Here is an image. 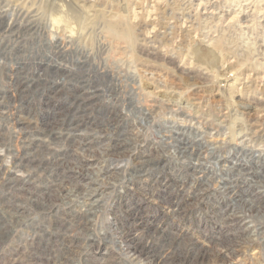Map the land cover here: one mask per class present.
I'll use <instances>...</instances> for the list:
<instances>
[{"label":"rangeland","instance_id":"1","mask_svg":"<svg viewBox=\"0 0 264 264\" xmlns=\"http://www.w3.org/2000/svg\"><path fill=\"white\" fill-rule=\"evenodd\" d=\"M53 1L0 0V13L5 10L0 14V180L3 176L27 175L17 181L16 186L23 188L22 192H15L20 196L17 199L22 207L11 221L2 218L9 209L5 203L9 199L5 198L6 188L0 186V264H54L56 257L53 256L65 255L71 247H66L71 239L78 243L73 247L81 254L77 258L67 257L69 264H156V261L163 264H215L214 261L264 264V166L248 164L243 167L245 172L241 178H237L223 168L225 165L229 168L231 162L244 164L242 158L247 159L248 155L237 156L232 145L228 146L230 153L224 150H199V153L196 148L193 153L182 155L183 149L172 147L175 139L165 137L170 120L176 118L167 109L183 99L179 101L178 114L187 110L190 115L204 116L201 124L186 128L183 137L190 139L193 132L198 131L203 143L199 147L211 143L206 123L215 121L218 105L210 100L224 99L223 92L212 86V75L206 76L208 70L203 66L198 71L197 67L185 65L182 70L176 65H181L180 51L191 56L189 46L195 47L194 57L200 58L196 42L204 37V30L205 33L210 26L214 28L217 19H213L212 24L200 23L198 19L189 30L187 25L182 26L179 18L185 11L181 9V1L139 0L150 11L149 24L155 26L153 29L158 28L157 36L150 42L152 46L141 39L146 30L144 26H136V23L143 25L144 13L139 14L136 22L129 20V10L136 5L139 7L138 0H63L67 7L77 9V21L71 25L78 27L77 22L85 17L80 36L67 40V33L46 24ZM226 3L229 5L228 1ZM250 4V13L256 11L248 18L249 31L244 27L241 31L237 29L234 25L237 21H229L234 19L235 13L227 12V17L213 30L219 27L221 32H210L213 37L221 36L217 53L209 55L212 50H208L204 58H212L217 65L226 68V72L219 70V73L233 71L238 83L245 81L242 86L234 83L237 87L227 91L232 92L234 99L244 102L250 99L262 105L259 99H264V57L261 55L263 47L258 46L264 44V0H252ZM19 6L23 14L17 12ZM208 9L213 8L209 5ZM120 12H124L123 19L118 18ZM30 13L36 15L33 17ZM190 19H187L188 25H192ZM67 20L70 21L68 17ZM227 21L230 27L225 30ZM126 27L130 28V34L125 39L120 38L118 32ZM242 31H247L248 35ZM246 42L248 49H244ZM182 72L189 76L199 74V77L196 80ZM146 74L152 79H147ZM160 82L167 88L165 92L156 93ZM199 98L207 99V106L199 104ZM155 99L165 101L159 104ZM153 101L158 107L151 110ZM257 105L255 108L241 105L239 109L244 116L262 115L258 117L261 122L264 109ZM79 117L82 119L78 124L83 123L80 127L84 130L76 134L80 133L77 136L89 142L83 148L74 135L68 139L65 133V129L71 127L69 122ZM90 122L95 124L93 128ZM104 124L106 126L102 127ZM229 125L225 122L222 134L211 139H218V144L219 140L227 139L223 134L233 132L232 124L230 129ZM41 129L52 130L57 136L54 141L49 139L51 144L45 141L42 147L36 148L35 133ZM120 141L124 142L120 143L118 155L106 154L107 142ZM52 147H60V151L65 147L70 151L60 160L70 162L80 156L78 159L81 158L80 165L85 171L93 166L94 157H103L100 161H106L105 186L98 193L99 202L92 206L86 229L82 231L86 236L91 233L87 248L81 247V243L88 238L77 236L79 230L69 220L74 211L77 215L82 213L80 206L85 204L84 200L79 202L70 194L59 196L54 202L57 211L51 213L42 212L34 206V201L30 202L31 198L37 201L48 184L50 172L44 173L36 165L56 160ZM17 154L26 159L27 165L8 172V165ZM196 157L201 168L195 170L189 162L194 163ZM114 162H119L120 167L107 168V163ZM54 170L57 171L51 172V180L57 178L58 183L71 173L64 170L58 175L59 170ZM70 181L79 183L81 174L76 172ZM62 192L64 189L55 195ZM64 218V225L69 223L70 226L66 235L62 232L67 227L59 225ZM133 244L145 248L146 256L133 259L127 250Z\"/></svg>","mask_w":264,"mask_h":264},{"label":"bare ground","instance_id":"2","mask_svg":"<svg viewBox=\"0 0 264 264\" xmlns=\"http://www.w3.org/2000/svg\"><path fill=\"white\" fill-rule=\"evenodd\" d=\"M62 1L63 0H54L53 2H51L50 6H52L51 7L52 11H50L49 14L46 17V24L55 25L58 28H60L63 32L67 33V35L69 36V37H67V40L68 39L69 40L70 39H72V40L73 39H77V37H79L80 34L82 33L81 32L82 31V24H83V22L85 20V17H82V19L80 18V20L77 22L78 24H76V25H78V27L75 26V25H71L70 24L71 22L73 24V23H75L77 21L76 20V15H75L77 13V9H75V7H74V9L71 8V7H67L66 2L63 3ZM179 1L182 2L181 6H183L181 9L182 10L185 9L184 13L179 18H180V20H182V23H183L182 26L187 25L188 28L190 26H192V28H193V21L196 22L198 19L200 20V23L201 22L205 23V22L208 21L209 24H212V20L213 19H217V24L214 25V28H215L217 25H219L223 21V18L227 17V16H225V14L227 12L231 11V12L235 13V16H234V19L231 18V19H229V21L231 23H232L233 20L237 21L236 24L234 23V25L240 31L242 30L243 27L246 28V30L249 31V25L247 24L248 21H249L248 18H249V16L254 15V13L256 11L254 9L250 13V10L252 9V5L250 3H252V0H221V1L220 0H199V2L197 4L193 3L195 0H179ZM227 1L229 2V5H226ZM138 3H139V7H138V5H136L131 10H129V11H131V16H130L129 20H131V22L132 21L136 22L138 19H140L139 14L140 13H144V16H143L144 20H142V22H143L142 24L143 25H141V23L140 24L136 23L137 24L136 26H144V28L146 30L142 34L141 39L143 40V42L145 44L149 45L150 42H153V40H154L153 37L157 36L155 30L157 31L158 28L157 29H153L155 26L149 24L152 21V19L149 18L150 11L147 10L148 8L146 9L147 5L146 6L141 5V1H139V0L136 2V4H138ZM121 5H123V4H121ZM127 5H129V4H127ZM209 5H211V7L213 8L212 10L208 9ZM130 6H132V5H130ZM225 7H227V8L225 9ZM137 8H139V9H137ZM4 11H5L4 9L1 10V13L4 12ZM23 11H24L23 8L19 6V8L17 9V12H20V13L23 14ZM31 12H36V11L32 10ZM123 13L124 12H120L118 14L119 15L118 18L123 19L124 18ZM30 15H31V13H30ZM35 15H36V13H34V14L32 13L31 16L34 17ZM67 17L70 19V21L67 20ZM188 18H191L190 21L192 22V25H188V23H189V21L187 20ZM241 18L244 19V20L241 21L240 20ZM229 21H227L225 23V25H224L225 30H228V28L230 27ZM118 24H120V23H118ZM150 27H151V29H150ZM209 28L205 32L206 34L204 33L205 30L203 31L204 37L200 39L201 42H200L199 38H198V42H196V44H197L196 52H198V55L201 54L200 58H198V56H197V58L194 57L197 54V53L195 54V49H194L195 47H190L189 46L188 49L190 51L191 56H189V55L186 56V55L183 54V52L180 51V53L182 54L180 56V59H179V61L181 62V65H176V67L178 66L182 70H184V68H186V67H189V68L190 67H193V68L197 67V68H199V69H197L199 71L200 68H202V66H203L204 70L206 69V70L211 72V73H208V71H206L205 74H206V76L207 75H209V76L212 75V79H211V77H210V79L215 81V83L212 81V86H214L217 89V91L219 90L218 92H220V91L223 92V95H224L225 98L224 99H218L217 98V99H212V100L209 99L211 101L210 103H212L214 105H216V104L218 105L217 106L218 112L216 113L215 121L214 120H208L210 122L206 123V128L208 129V132H206V133H208L209 137H211V138L215 137L216 135L219 136V134H222V132H221L222 130L221 129L225 128V122H229V124H230L229 125V129H230V126L232 124V131L233 132H231V134H230L229 131L224 133L223 135L227 136L228 138L219 140V142L221 141L220 144L216 143L218 141V139H213L212 140L210 138L209 142H211V143L208 142L209 144H205V146L203 148L199 147L198 145H203V143L200 141L201 140L200 139V135H199L200 132H198V131L193 132L195 136L193 135L194 137L192 136V138L190 137V139L187 138V137H183V136L186 135L185 131H184V130H186V128L194 127L193 126L194 123L201 124L202 123L201 120L204 119V116H202L200 113L199 114H195V115H190V114L186 113L187 110H185L182 113L178 114V109L180 107L179 106V101L183 100V99L182 100L178 99L173 104H171L173 107H170L169 109H167V112H169L170 114H173L176 118L173 119V120H170L171 125H168V128L165 129V132L168 133L167 135H165V137L166 138H174L175 139L176 144L172 145V147L176 148V149H179V150L183 149L182 152H181L182 155H183V153L189 152V151H190V153H193L196 150V148L198 149L197 151H199V150L206 151L207 150V152H219L220 150H224V151H228V153H230L229 152L230 149L228 148V146L232 145L231 149H232L233 152H236L237 156L240 153H243L245 155L247 154L248 157H247V159H244L246 157L242 158L243 160L241 159L244 162V164H241V163L238 164V162H231L229 168L227 167V165H225V167L223 169L225 171H229L231 174L233 173V176L235 175V176H237V178H239L245 172L243 170V167L248 166V164L249 165L253 164V165H255V167L256 166H262V165L264 166V160H263V154H264V115L262 117V121L261 122L258 121V117H261L262 115L261 116H259V115L256 116V115H253V114H248L247 116L242 115L243 112L241 111V109H239V107L241 105H243V106H247V105L248 106H254V108H255V106L257 104H255L254 102H251L250 99H248V100L246 99L247 102H244L242 99H234V95L232 94V92L231 91L227 92V91L233 89L236 86V85L234 86V83L237 84V85L240 84L242 86L243 82L245 83V81H243V82L241 81L240 83H238L239 81L237 80V78H236V76H235L233 71H232L233 73L231 71H229V74H226V73H224V72H226V71H224L226 68L217 65L218 63L212 61L211 60L212 58L211 59L204 58V55L206 54V52H208V50L209 51L212 50V53H210L209 55H213L214 53L215 54L217 53V51L215 52V50L217 49L216 46L219 44V42L221 40V36H214L213 37V35H210V32L213 31L214 28H212L211 26ZM189 30H190V28H189ZM130 31L131 30H130L129 27L122 28V30H120L118 32V34H119L118 36L120 38L125 39V37L127 38L128 35L130 34ZM159 31H160V29H159ZM213 32L219 33V32H221V29L218 27L217 30H215ZM242 32H245V31H242ZM150 33H153V35H150ZM161 34H162V32H161ZM188 34H189V32H188ZM244 34H245V36H247L248 32L246 31ZM194 37H195V40H196L197 39L196 36H194ZM65 39H66V37H65ZM187 39H188V36H187ZM246 39H247V37H246ZM248 39H250V36L248 37ZM194 42L195 41H193L192 43L194 44ZM199 43H201L202 45L199 44ZM189 44H190V41H189ZM247 44H248V42H246L244 44L245 45L244 49H246V48L248 49L249 48V45H247ZM187 45H188V43H187ZM263 45L264 44L258 46V47H263V52H262V54L260 53L262 55V57H264V46ZM188 49L186 48V51ZM220 52H222V51H220ZM186 54H188V53H186ZM223 55H224V53H223ZM240 55H243V54H240ZM217 58H218V55H217ZM219 59H220V57H219ZM225 62H226V60H225ZM183 65H184V67H183ZM185 65H187V66L185 67ZM237 69H239V68L237 67ZM219 70L224 71V72L219 73L220 72ZM240 71H241V69H240ZM182 73L185 74V75H188L187 72L186 73L182 72ZM146 76H147V74H146ZM189 77H194L197 80L198 77H199V74H198V76H189ZM149 78L152 79V77H148L147 76V79H149ZM255 80H256V77H255ZM221 82H223V85H219V84H221ZM160 83H162V82H160ZM190 84H191V82H190ZM195 84H197V83H195ZM165 86L166 85L165 84L163 85V83L162 84H158L157 85V90L158 91H156V93L165 92V90L167 88V86L166 87ZM163 88H165V89L163 90ZM220 89H222V90H220ZM240 89H242V88H240ZM225 94H227V95H225ZM164 101H165V99H162V100L161 99H155V102H157L159 104H162ZM197 101H198L199 104H201V105L203 104V106L204 105L207 106V99H205V98L200 99L199 98V99H197ZM259 101L261 102L262 105L258 104L257 107L259 106L260 108L264 109V99H259ZM155 102L151 105V110H153V108L157 106V105H155ZM174 106H175V108H174ZM248 109L251 110L250 107ZM164 110H165V108H164ZM200 111H204V110H200ZM251 112H252V110H251ZM81 119H82V117H81ZM81 119L79 117L78 120L76 119L77 121H75V122L70 121L69 125L71 127L65 129V133L67 134V138L68 139H69V137L74 135L78 139L77 142H79V144H81V148H83L84 146L88 145L89 142H86L84 140L82 141L81 137L77 136V134L79 135L80 133L76 134V131L84 130V128L80 127V125H82L83 123L82 124H78L81 121ZM106 119H108V118H106ZM187 121L188 122L189 121H191V122L193 121V122H192V124L191 123L187 124L186 123ZM89 124L92 126V128L95 126V124H93L91 122ZM115 124H117V123H115ZM105 126H106V124H104L102 127H105ZM114 127H116V126H114ZM202 128H203V125H202ZM51 131L47 132L46 130H42V129L38 130V132L36 131L35 137H34V141H36V143H34L36 148L42 147L41 144L44 143L45 141L48 143V145L51 144V141L49 139H52L53 141L55 140L57 134L55 132H51ZM184 140H186L187 142H185ZM122 142H124V141L116 142V143H113V144L107 142V145H106V148H105L104 151L106 152V154L115 153L114 155H116L117 154L116 152H118V149H120L119 147H121L120 143H122ZM166 143H168V141ZM52 148L55 151V157L54 158L56 160L50 161L48 159L50 162L49 161L47 163L38 162L37 165H36V167H38V169L41 170L42 172H44V173L50 172V175L48 176V184L46 185L45 189H43L42 194H39L40 196H37L38 197L37 201H35L34 199L31 198L30 202L32 203L34 201V206L37 209H40L42 212H44V213H49L50 212L51 213V212H56L57 211L56 210L57 207L54 206L55 205L54 202H57L56 200L60 199L59 196L70 194V195L76 197V199L79 202L84 200L85 204L80 206L81 207L80 211H82V213L77 215V211H74L73 214L69 215L70 216L69 220L72 221V223L76 227V229L79 230V231H77L76 235L77 236L83 235L85 237L86 235L83 234L82 231L84 230L83 228L86 229V227H84V226L87 224L88 217L90 215V210H91L92 206L94 207L99 202L98 193L100 191H102L103 186H105L104 182H105V170L106 169L104 168V163L106 161L105 160L104 161H100L101 159H103V157H100L98 159L94 157L93 159L95 161L93 163V166L89 167V169L85 171L80 165L81 158L78 159L80 156L75 158L74 161H70V162L64 161V160H60L61 157L68 156L70 151H68V149H66L65 147L62 149V151H60L61 150L60 147L59 148L58 147H55V148L52 147ZM48 149H49V146H48ZM53 153L54 152H52V154ZM199 153H200V151H199ZM0 155H1V152H0ZM16 156L17 157H13L12 158L11 164L8 165V169L10 170L8 172L15 171V170L20 169L22 167L23 168L26 167L27 164H25V161H24L26 159H24L23 156L19 155V154H17ZM83 157L84 156H82V158ZM178 157H180V156H178ZM198 157H200V156H198ZM198 157L193 159L194 163L191 162V161L189 162L190 165L192 164V168H194L195 170H196V168L197 169L201 168V164H199L200 162H199V158ZM202 160H204V159H202ZM88 164L89 163H87L86 165L88 166ZM120 164H122V163H120ZM48 166H50V168H48ZM106 166H107V168H108V166H113L114 167L113 169H116L119 166V162L107 163ZM54 169H58L59 170L58 171V175L64 170H68L71 173H69L65 178H63L60 183H58L57 182V178H55L54 180H51V177L53 175L52 173H55L57 171V170H54ZM110 169L111 168H109V170ZM76 172L81 174L82 181H80L79 183H71L70 179L74 177V174ZM262 175H263L262 180L264 181V174H262ZM23 176H27V175H24V173H20V174H16L14 176H11V177L10 176L6 177V178L3 176V178L0 180V186L6 188V190H7L6 193H5L6 194L5 198L9 199L8 202H5L9 209H6V207H4V210L6 209V212L4 211L6 215H5V217L2 216V218L5 219L6 221H11L10 219L14 218L16 216L15 214L17 212L21 211L20 207H22V206H21L20 203H18L19 199H17L20 196H18L17 193H15V192H20V191L22 192L23 191V188L20 189V188H18L16 186V185H18L17 184L18 179L23 178ZM57 177H59V176H57ZM107 178H108V176H107ZM224 179H226V178H224ZM262 180H261V182L258 181V180L257 181L262 183ZM224 181H226V180H224ZM253 184H255V183H253ZM61 189H64V192H62V194L60 193L59 195H55V192L60 191ZM224 190H226V189H224ZM24 195H25V193H24ZM28 199H29V197L27 196L26 200H28ZM238 201H239V199H238ZM15 203H18V204H15ZM239 217H240V215H239ZM64 222H66L65 218L61 219L59 221V225H60V227H63V228L67 227L66 230H64L65 232H62L63 235H66L67 233L70 232V226H69V223L64 225ZM58 229H56L57 232H58ZM58 233L60 234V232H58ZM90 234H88L86 236L88 238V240L84 238L86 241L84 243H81V247H86V248L89 247L90 243H88V241L91 240ZM56 235H58V234H56ZM62 240L65 241V238H62ZM77 244H78L77 242L74 243V240L71 239L69 241L68 245L66 246V247H70L71 246L70 248H68V252L65 255H62L61 253H57L55 256H53L54 258L56 257L55 260L53 261V263L54 264H69L68 261L66 260L67 257H74L75 256L77 258L78 256H80V254H81L80 251L77 248L75 249V247H77ZM73 245L75 247H73ZM127 250L129 251V254L131 255V257L133 259H139V256H141V255L142 256H146V254H147L146 251H145L146 250L145 248L142 249V247L134 245V244L130 245V247H128ZM202 262H205V261H202ZM214 262H216L215 264H227L229 261H214ZM156 264H163V263L160 262V261H156Z\"/></svg>","mask_w":264,"mask_h":264}]
</instances>
